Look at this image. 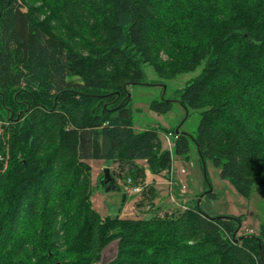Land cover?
Here are the masks:
<instances>
[{"label": "trees", "instance_id": "16d2710c", "mask_svg": "<svg viewBox=\"0 0 264 264\" xmlns=\"http://www.w3.org/2000/svg\"><path fill=\"white\" fill-rule=\"evenodd\" d=\"M144 64L162 78L204 64L178 97L202 110L200 158L245 197L264 187V0H0V264H96L114 242L110 264H264V225L238 236L242 216L92 206L89 160L129 166L135 184L140 161L172 171L160 132L133 127ZM174 134L187 157L190 136Z\"/></svg>", "mask_w": 264, "mask_h": 264}, {"label": "rangeland", "instance_id": "374dc122", "mask_svg": "<svg viewBox=\"0 0 264 264\" xmlns=\"http://www.w3.org/2000/svg\"><path fill=\"white\" fill-rule=\"evenodd\" d=\"M203 69L204 64L195 71L181 73L175 78H162L151 65H143L145 83L129 87L133 127L137 131L155 129L160 132L163 147L171 151L173 156L172 174H168V177L165 173L155 175L145 162L140 161L139 165L146 168V178L143 179L144 183L142 181L136 185L144 186V189L140 193H130L125 191V186L128 185V178L125 176L128 174L129 166L122 171L119 164L113 161L89 160L92 167L91 203L102 219L108 216L142 218L153 209V205L161 207V215L167 211L173 212L176 209L184 211L198 206L211 217L242 216L243 225L238 236L260 233L264 225V187H255L252 194L245 197L238 193L228 180L221 177L220 170L210 160L203 164L192 139L198 134L202 110L192 108L187 110L178 100L180 92L198 78ZM163 100L173 101L171 111L160 114L151 108L154 101ZM164 130L172 132L169 136L171 142H174V133L177 130L190 136V152L187 157L174 154L165 137L168 133ZM106 169H109L112 182L106 181ZM140 181L141 179L138 182ZM212 191L214 196L209 194ZM116 255L117 242H114L103 251V259L96 264H110Z\"/></svg>", "mask_w": 264, "mask_h": 264}, {"label": "built area", "instance_id": "2783aa9c", "mask_svg": "<svg viewBox=\"0 0 264 264\" xmlns=\"http://www.w3.org/2000/svg\"><path fill=\"white\" fill-rule=\"evenodd\" d=\"M5 123L3 122V121H0V134H1V131H2V125H4ZM171 134H168V135H165V137H166V140H167V142H168V144H169V147H170V149H172L173 150V148H174V142H171V140L169 139V136H170ZM176 138H177V136L175 135V140H176ZM174 140V141H175ZM184 173H185V171H183ZM172 174V173H171ZM127 183H128V185L127 186H125V191L126 192H130V193H140V192H142L143 191V189H144V186H138V185H136L135 183H134V181H133V179L132 178H128V180H127ZM170 185L172 186L173 185V179H171L170 180ZM174 200V199H173ZM175 201V200H174ZM176 202V201H175ZM185 209H187V208H185Z\"/></svg>", "mask_w": 264, "mask_h": 264}, {"label": "water", "instance_id": "95a60500", "mask_svg": "<svg viewBox=\"0 0 264 264\" xmlns=\"http://www.w3.org/2000/svg\"><path fill=\"white\" fill-rule=\"evenodd\" d=\"M176 132H179L178 130ZM105 178L107 182H112L113 178L111 177L110 173H109V169H107L105 171ZM109 190V189H108Z\"/></svg>", "mask_w": 264, "mask_h": 264}, {"label": "bare ground", "instance_id": "6f19581e", "mask_svg": "<svg viewBox=\"0 0 264 264\" xmlns=\"http://www.w3.org/2000/svg\"><path fill=\"white\" fill-rule=\"evenodd\" d=\"M107 170V169H106Z\"/></svg>", "mask_w": 264, "mask_h": 264}]
</instances>
